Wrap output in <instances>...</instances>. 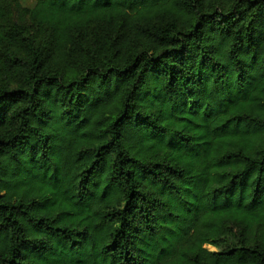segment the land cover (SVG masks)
Listing matches in <instances>:
<instances>
[{
  "label": "trees",
  "instance_id": "trees-1",
  "mask_svg": "<svg viewBox=\"0 0 264 264\" xmlns=\"http://www.w3.org/2000/svg\"><path fill=\"white\" fill-rule=\"evenodd\" d=\"M0 264H264V0H0Z\"/></svg>",
  "mask_w": 264,
  "mask_h": 264
},
{
  "label": "rangeland",
  "instance_id": "rangeland-1",
  "mask_svg": "<svg viewBox=\"0 0 264 264\" xmlns=\"http://www.w3.org/2000/svg\"><path fill=\"white\" fill-rule=\"evenodd\" d=\"M32 4H33V0H21V5L24 6V7H29V6H31ZM206 248H207L208 250H211V251L214 250L213 248H211V247H209V246H207Z\"/></svg>",
  "mask_w": 264,
  "mask_h": 264
}]
</instances>
